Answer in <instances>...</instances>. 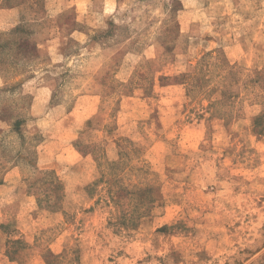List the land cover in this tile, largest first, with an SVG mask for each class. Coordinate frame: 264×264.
<instances>
[{"label":"rangeland","instance_id":"rangeland-1","mask_svg":"<svg viewBox=\"0 0 264 264\" xmlns=\"http://www.w3.org/2000/svg\"><path fill=\"white\" fill-rule=\"evenodd\" d=\"M0 264H264V0H0Z\"/></svg>","mask_w":264,"mask_h":264}]
</instances>
